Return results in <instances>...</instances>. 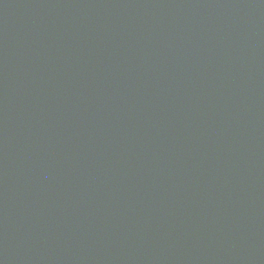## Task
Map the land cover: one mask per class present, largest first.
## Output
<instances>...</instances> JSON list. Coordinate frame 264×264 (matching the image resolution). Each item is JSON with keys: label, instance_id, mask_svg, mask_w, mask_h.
Masks as SVG:
<instances>
[{"label": "water", "instance_id": "water-1", "mask_svg": "<svg viewBox=\"0 0 264 264\" xmlns=\"http://www.w3.org/2000/svg\"><path fill=\"white\" fill-rule=\"evenodd\" d=\"M0 264H264V0H0Z\"/></svg>", "mask_w": 264, "mask_h": 264}]
</instances>
